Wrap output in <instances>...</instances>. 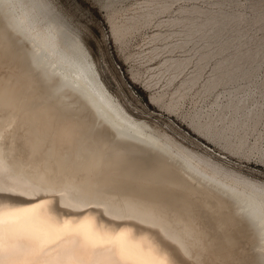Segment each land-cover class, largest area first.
I'll use <instances>...</instances> for the list:
<instances>
[{"label":"bare ground","instance_id":"1","mask_svg":"<svg viewBox=\"0 0 264 264\" xmlns=\"http://www.w3.org/2000/svg\"><path fill=\"white\" fill-rule=\"evenodd\" d=\"M115 1L103 6L111 9ZM239 3L135 0L134 15L122 22L110 15L109 21L120 43L134 28L154 23L152 52H169L150 67L168 73L164 90L150 94L154 104L192 61L194 70L188 68L175 92L194 87L216 58L202 92L223 89L206 120L191 124L229 131L242 148L264 120V0H248L249 14L234 8ZM252 27L260 35L251 34ZM0 29L19 68L0 72V188L8 196L0 204L36 206L34 225L67 223L102 238L99 259L113 258L107 245L120 237L131 252L166 256L169 264L176 260L161 239L185 264L233 255L237 234L223 221L232 207L257 238L258 263L264 264L263 179L192 152L132 115L104 82L79 27L53 0H0ZM176 50L188 53L176 56ZM154 76L143 79L147 88L159 84ZM177 100L167 107H177ZM258 134L250 153L264 165V130ZM226 230L232 231L228 240Z\"/></svg>","mask_w":264,"mask_h":264},{"label":"rangeland","instance_id":"2","mask_svg":"<svg viewBox=\"0 0 264 264\" xmlns=\"http://www.w3.org/2000/svg\"><path fill=\"white\" fill-rule=\"evenodd\" d=\"M53 1L69 16L70 20L79 27L86 45L97 62L104 82L115 95L116 99L122 102L132 115L146 120L152 127L160 131V133H165L177 144L188 148V150L192 152L199 153L202 156L208 157L211 161H216V163L226 165L252 177L264 180V165L259 164L250 153V145H252L259 136L258 131L264 130L263 119L260 120L257 127L258 130L248 135L247 144L242 146V148H239L237 144L238 137L232 135L229 131L212 125L206 130H198L197 127V129L194 128V124H191L194 122L203 123V121L206 120L203 116L205 111L207 112L210 107H213L214 104L212 102H214L213 100H215L216 94L223 89L221 86H218L211 91V93L208 92L210 94L207 92H204L206 93L204 94L202 92L204 88L202 85L211 73V67L215 64L216 58H212L208 62L199 82L194 85V87L183 90L185 93L181 96L180 94L183 91L175 92L174 90L178 87L181 81L180 79H182L187 72L191 71L189 69L194 70L195 61H192L189 65L190 67H188L189 69L187 68L185 72L180 74L175 82L172 83L173 85L167 87L165 92H168L165 94L166 96L163 101H160V104H154L150 102V94H152V92L164 90L162 85L166 84L165 79L168 73H164V70L160 69H156V71L150 70V67L159 66L163 58L169 54V52H162L163 54L152 52L154 42L151 40L150 35L156 31L154 23L140 29L134 28L132 32L125 35L123 42L120 43L112 37L111 22L109 21L110 15H113L114 19L117 17L120 22L124 20L123 17L126 18L127 16L134 15L136 9L135 6L133 7L130 5V0L115 1L112 4L113 7L111 6V9L109 8L108 10L103 6V3L107 0ZM239 2L240 3L234 7L236 10H245L248 14L251 13V8L249 7V9L247 6L248 0H239ZM203 3L202 1V4ZM177 5L178 3L173 5L171 13L175 11ZM169 15L170 12L163 13L164 18ZM254 27H252L253 29H251L250 33L253 35L255 33L254 36L257 37V35H260V30L258 32V29ZM1 35L2 32L0 29V52H2L0 53V72H9L13 70V68L19 69L17 66L14 67L17 61L16 59L18 58H14L12 55L14 54L13 51L10 52L11 49L9 50L8 47L6 48L7 41ZM172 38L174 37L172 36ZM158 42V44H161L160 41ZM3 48H5V50ZM6 49L7 51L9 50V53ZM187 53L188 51H184L183 53V50H176L173 54L176 56H185ZM134 59H136L137 62ZM262 69H264V60L261 64V70ZM134 72H138L137 75L140 76L137 82L135 81L136 79H134ZM152 75H155L154 77L159 81V84L150 89L147 88L142 81L145 78H151ZM186 91L188 93H186ZM175 96L176 98L174 99L173 97ZM176 100L178 101L177 107L174 106L173 108L172 106V109L167 107L168 103H171V101L176 102ZM192 119L193 122L191 121ZM203 130L206 132L208 131V135L205 134L206 132ZM259 142H264V138H261ZM231 208L232 207H230V210L225 208L223 211V221L230 223L235 229L232 231L237 234L235 235V241L231 242L233 255H230L227 260H221L216 263L260 264L258 263V252L256 250L258 243L257 238L254 233L244 225L243 220V223L237 220L236 213L233 212ZM237 224L240 228L237 227ZM232 231H224L223 234L226 240L229 239Z\"/></svg>","mask_w":264,"mask_h":264},{"label":"snow or ice","instance_id":"3","mask_svg":"<svg viewBox=\"0 0 264 264\" xmlns=\"http://www.w3.org/2000/svg\"><path fill=\"white\" fill-rule=\"evenodd\" d=\"M130 5L135 6V0H130ZM7 198L6 190L0 188V200ZM35 212L36 206L0 204V264H169L166 256L157 259L131 252L120 237L108 242L107 250L113 258L99 259L96 253L105 250L102 238L67 223L59 228L34 225L31 221ZM160 244L172 253L176 264H185L165 240Z\"/></svg>","mask_w":264,"mask_h":264}]
</instances>
